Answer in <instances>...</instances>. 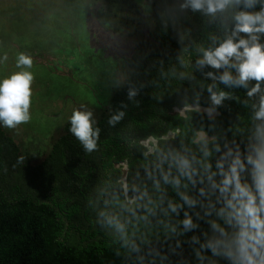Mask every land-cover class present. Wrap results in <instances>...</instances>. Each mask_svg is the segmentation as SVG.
<instances>
[{
    "label": "trees",
    "instance_id": "trees-1",
    "mask_svg": "<svg viewBox=\"0 0 264 264\" xmlns=\"http://www.w3.org/2000/svg\"><path fill=\"white\" fill-rule=\"evenodd\" d=\"M149 1L152 39L126 59L125 82L93 123L99 130L93 151L84 149L68 121L46 157L33 163L0 123V264H231L207 247L219 237L213 222L229 237L235 231L218 215L224 201L212 185L220 184L237 156L244 164L241 182L252 184L247 161L264 132V121L255 118L264 80L249 96L255 79L247 88L225 85L219 77L224 72L236 77L234 67L197 61L233 35L237 14L264 10V0L252 7L246 0H229L214 14L185 6L187 0ZM181 22H193L186 37ZM248 35L241 32L235 39ZM255 35L264 45V33ZM209 88L225 93L220 104L212 103ZM192 104L221 114L176 111ZM119 111L124 116L110 124ZM200 131L213 138L197 140ZM150 137L157 143L147 152L143 142ZM181 157L191 162V178L177 167ZM123 160L129 194L137 196L133 202L118 181L122 170L115 165ZM184 196L195 203L190 206ZM187 217L194 225L189 230L183 225Z\"/></svg>",
    "mask_w": 264,
    "mask_h": 264
},
{
    "label": "rangeland",
    "instance_id": "rangeland-1",
    "mask_svg": "<svg viewBox=\"0 0 264 264\" xmlns=\"http://www.w3.org/2000/svg\"><path fill=\"white\" fill-rule=\"evenodd\" d=\"M181 24L186 37L193 22ZM154 25L149 0H0V80L20 71L33 76L29 120L1 124L31 162L46 157L74 111H90L94 123L100 119L126 80V59L149 45ZM20 54L31 58V67L17 66ZM200 139L210 140L202 132ZM156 142H143L147 152ZM115 166L133 202L126 160Z\"/></svg>",
    "mask_w": 264,
    "mask_h": 264
},
{
    "label": "clouds",
    "instance_id": "clouds-1",
    "mask_svg": "<svg viewBox=\"0 0 264 264\" xmlns=\"http://www.w3.org/2000/svg\"><path fill=\"white\" fill-rule=\"evenodd\" d=\"M229 0H187V5L196 10L203 9L209 14L223 10ZM255 0H246V7H252ZM233 35L224 40L213 50H206L197 64L211 65L213 68L234 67L238 73L233 77L229 72H224L219 79L225 85L248 87V81L255 79L257 84L249 89L251 96L261 90L259 81L264 80V45L257 42L256 33H264V10L256 13L241 12L235 16ZM247 33L248 38L235 39L239 33ZM234 58L235 63L232 62ZM32 60L29 56L20 54L17 66L31 67ZM211 76L212 73H209ZM33 79L29 71H20L10 77L0 80V123L7 127H15L16 124L29 120V106ZM211 101L214 105L221 103L225 93L217 94L209 88ZM134 91L129 92L131 99ZM124 116L123 111L114 114L110 124H115ZM257 120L264 121V96L255 112ZM92 113L90 111H74L71 116L70 131L81 141L88 152L96 148V139L99 130L93 127ZM258 132H261L258 126ZM260 144L253 148L254 157L248 158V164L252 167V184L242 183L240 172L244 170V164L237 156L230 165L227 173H222L220 184L213 183V188H218L224 201V207L218 215L230 228L235 229L231 237L224 228L212 223V228L219 232V237L210 241L207 247L212 249L213 255H223L231 261V264H264V132L258 137ZM206 143V142H205ZM208 153L205 152V156ZM177 167L183 175L189 178L194 174L191 162L185 158L176 160ZM222 168V164H217ZM214 175V174H213ZM167 179V178H165ZM212 177L209 176V180ZM178 183V181H177ZM190 206L195 202L187 196L182 197ZM176 208L173 206V211ZM112 224L111 219L108 220ZM185 230L194 227L190 217L183 221ZM122 230L121 225H117ZM204 247V245H202Z\"/></svg>",
    "mask_w": 264,
    "mask_h": 264
},
{
    "label": "flooded vegetation",
    "instance_id": "flooded-vegetation-1",
    "mask_svg": "<svg viewBox=\"0 0 264 264\" xmlns=\"http://www.w3.org/2000/svg\"><path fill=\"white\" fill-rule=\"evenodd\" d=\"M196 106H199V104H192V105H190V106H186V107H183V108H181V109H179V108H176V111H179L180 113H181V115H183V116H186L187 115V111H189V110H191V109H194V107H196ZM211 108V107H210ZM195 110V109H194ZM215 111H218V112H220V110H217V109H214ZM216 114H217V112H215ZM214 113V114H215ZM208 117H209V115L207 114V113H205ZM220 114H221V112H220ZM219 114V115H220ZM218 116V115H217ZM209 118H213V117H209ZM201 132H204V131H200V132H198V135H197V138L196 139H198V137H199V134L201 133ZM170 133H172V132H170ZM173 134V133H172ZM157 143V142H156Z\"/></svg>",
    "mask_w": 264,
    "mask_h": 264
},
{
    "label": "water",
    "instance_id": "water-1",
    "mask_svg": "<svg viewBox=\"0 0 264 264\" xmlns=\"http://www.w3.org/2000/svg\"><path fill=\"white\" fill-rule=\"evenodd\" d=\"M194 109H196V110H198L200 112H203V113H207L209 115V117H214V114H210L208 112V110L214 111V113L217 112V111L214 110V108H210V107H207V106H204V105H199L197 107H194ZM202 134L204 135V137H206L208 139H212L213 138V136L207 135L205 132H202Z\"/></svg>",
    "mask_w": 264,
    "mask_h": 264
},
{
    "label": "bare ground",
    "instance_id": "bare-ground-1",
    "mask_svg": "<svg viewBox=\"0 0 264 264\" xmlns=\"http://www.w3.org/2000/svg\"><path fill=\"white\" fill-rule=\"evenodd\" d=\"M208 112H209V113H212V111H211V110H208Z\"/></svg>",
    "mask_w": 264,
    "mask_h": 264
}]
</instances>
